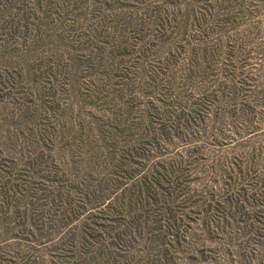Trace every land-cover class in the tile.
I'll list each match as a JSON object with an SVG mask.
<instances>
[{
  "label": "rangeland",
  "instance_id": "obj_1",
  "mask_svg": "<svg viewBox=\"0 0 264 264\" xmlns=\"http://www.w3.org/2000/svg\"><path fill=\"white\" fill-rule=\"evenodd\" d=\"M0 264H264V0H0Z\"/></svg>",
  "mask_w": 264,
  "mask_h": 264
}]
</instances>
